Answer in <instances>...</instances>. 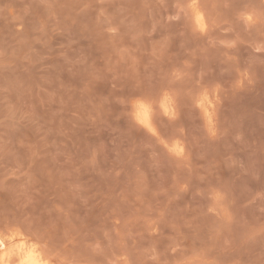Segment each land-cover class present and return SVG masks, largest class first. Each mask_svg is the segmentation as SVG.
<instances>
[{"label": "rangeland", "instance_id": "374dc122", "mask_svg": "<svg viewBox=\"0 0 264 264\" xmlns=\"http://www.w3.org/2000/svg\"><path fill=\"white\" fill-rule=\"evenodd\" d=\"M21 225L62 264H264V0H0V233Z\"/></svg>", "mask_w": 264, "mask_h": 264}, {"label": "bare ground", "instance_id": "6f19581e", "mask_svg": "<svg viewBox=\"0 0 264 264\" xmlns=\"http://www.w3.org/2000/svg\"><path fill=\"white\" fill-rule=\"evenodd\" d=\"M191 13H192V21H193L195 28L201 31L205 30L206 18H205V14L203 13L202 9H200L198 6L193 5ZM195 102H196L195 105H197L198 109L202 113L203 119L206 122V124H210L212 121V114H213L212 113V107H213L212 99L206 94H200L195 99ZM153 107H152V103L148 102V100L137 98L133 104V118L140 127L145 129V131L147 130L155 134L156 127L153 121L154 120ZM158 107H159L158 109L160 110V112H162V114L164 115L173 116L175 114L174 101L169 92L162 93V96L159 100ZM169 142L170 141L166 143L167 150L173 154L180 155L183 151L181 140L174 139L170 143ZM12 224L10 223L9 225L11 227H14L15 224H13V226ZM21 228L16 227L14 229H10L9 232L7 233H6V230H4L3 232H5L6 234H2L3 232L0 233V264H62L61 261L63 260V258L61 259V257H58L60 255L57 253L58 254L57 257L60 258L61 260L58 259L55 255L52 254L53 253L52 249L51 251L50 248L45 247L43 245L42 242H45V241L44 239L42 241L43 237L41 236V234H40V237L42 238H40L39 236L33 233H29L31 230H28L27 232V229L24 230L23 229L24 227H22V225H21ZM62 249H63V246H62Z\"/></svg>", "mask_w": 264, "mask_h": 264}]
</instances>
